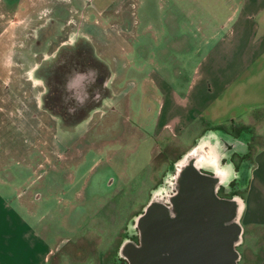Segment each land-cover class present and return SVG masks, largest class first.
Returning <instances> with one entry per match:
<instances>
[{
  "label": "rangeland",
  "instance_id": "374dc122",
  "mask_svg": "<svg viewBox=\"0 0 264 264\" xmlns=\"http://www.w3.org/2000/svg\"><path fill=\"white\" fill-rule=\"evenodd\" d=\"M219 1L0 0V188L53 247L45 264L127 263L144 204L172 191L190 148L158 124L164 95L149 71L172 72L193 45L171 34ZM195 6L206 13L189 15ZM263 123L255 111L231 133L249 141L237 154L248 202L238 264H264ZM5 212L9 238L18 227Z\"/></svg>",
  "mask_w": 264,
  "mask_h": 264
},
{
  "label": "crops",
  "instance_id": "0c3cea01",
  "mask_svg": "<svg viewBox=\"0 0 264 264\" xmlns=\"http://www.w3.org/2000/svg\"><path fill=\"white\" fill-rule=\"evenodd\" d=\"M220 2L178 29V36L171 34L177 45H193L172 72L149 71L164 95L158 124L172 125L190 148L175 162L172 191L155 193L144 204L138 241L121 248L126 264H238L248 202L235 189L237 154L248 151L249 141L231 133L240 127L244 134L252 114L264 111V0H223L222 11L215 9ZM196 6L187 13H206ZM166 29L176 31V25L163 24ZM184 62L191 63L189 75L178 68ZM235 201L242 204L237 243L224 224ZM8 205L0 188V264H45L53 247L13 208H7L8 218L18 228L6 237Z\"/></svg>",
  "mask_w": 264,
  "mask_h": 264
},
{
  "label": "bare ground",
  "instance_id": "6f19581e",
  "mask_svg": "<svg viewBox=\"0 0 264 264\" xmlns=\"http://www.w3.org/2000/svg\"><path fill=\"white\" fill-rule=\"evenodd\" d=\"M229 206L230 208L228 212V217L224 220V222L226 223H223L226 225L227 228H230V232L232 233L234 242L237 243L240 239L241 228L238 226V216L242 211V204L240 201H235Z\"/></svg>",
  "mask_w": 264,
  "mask_h": 264
}]
</instances>
